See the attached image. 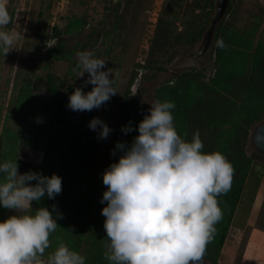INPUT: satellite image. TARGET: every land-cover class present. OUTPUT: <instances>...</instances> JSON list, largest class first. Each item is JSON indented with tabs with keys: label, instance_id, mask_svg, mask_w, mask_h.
<instances>
[{
	"label": "trees",
	"instance_id": "obj_1",
	"mask_svg": "<svg viewBox=\"0 0 264 264\" xmlns=\"http://www.w3.org/2000/svg\"><path fill=\"white\" fill-rule=\"evenodd\" d=\"M217 1L192 0L190 6H186V0H167L157 21L148 58L143 64H137L132 74L102 173L96 174L95 169L103 139L99 138L98 131L89 128V122L93 117H99L108 124L111 108L84 111V115L74 121L77 112L67 107L69 101L61 94L67 87L66 80L48 72L46 83L50 97H42L35 94L37 84L31 73L22 75V84L12 101L14 111L8 112L1 134L0 164L17 160L19 171L21 140H25L27 148L38 149L32 142L31 130L25 138L21 134L26 117L31 116V122L46 131L48 138L39 148L44 152L41 166L25 171L39 172L45 176L56 174L62 178L60 194L54 199L45 195L41 201H33L32 209L28 210L30 215H34L40 207L53 211L52 206L55 204L56 211L62 214L63 218H57L55 232L49 236L50 247L44 253L47 258L63 242L70 250L84 256L85 264H110L103 255L107 240L104 229L106 217L101 214L107 206V202L101 203L107 190L103 184V173L123 155L119 150H116V155H112L116 143L125 142L130 146L133 138L139 135L140 121L145 114H149L132 94V87L139 77V71H152L153 78H157L167 71L160 60L161 56L172 52L168 59L170 64L177 55L175 50L194 46L203 38ZM237 1L231 0L226 17L236 14L234 4ZM122 2L120 0L114 10L117 26L124 19L120 13ZM184 9L187 10V18L183 22L185 29L178 33L175 21ZM87 25L88 18L84 15L74 16L64 28H54L52 36L59 40L44 56L46 67L54 62L72 59L73 54L66 50L67 39L63 36L81 33ZM258 31V26L249 25L238 29L234 21L223 20L214 36L212 75H208L206 70H184L156 90V99L174 102L172 114L178 134L191 141L193 135L199 132L204 144L202 151L222 153L234 168L230 191L217 197L222 219L215 224L216 231L203 256L210 264H235L232 262L234 254L228 250L235 232L234 216L253 166L259 163L264 167L263 155L257 154L254 158L247 152L253 131L264 122V40L255 42ZM86 46L83 45L79 52L85 51ZM76 51L77 47L74 48ZM94 56L99 58L100 53L94 52ZM66 91L71 94L74 92L71 88ZM83 91L87 93L91 90L87 91L83 87ZM9 120L17 122L16 129L9 125ZM129 123L135 130L125 134L121 128ZM0 209L4 213L7 211L3 206ZM53 214L55 216V212ZM7 218L0 217V222Z\"/></svg>",
	"mask_w": 264,
	"mask_h": 264
},
{
	"label": "clouds",
	"instance_id": "obj_2",
	"mask_svg": "<svg viewBox=\"0 0 264 264\" xmlns=\"http://www.w3.org/2000/svg\"><path fill=\"white\" fill-rule=\"evenodd\" d=\"M10 22L6 2L0 0V27ZM16 41L13 32L0 31V54L20 49ZM77 57L80 77L89 74L83 87H94L87 93L77 87L67 107L91 112L119 93L116 76L92 52H78ZM174 108L171 101L152 102L150 114L138 125L139 135L130 146L116 143L112 155L116 150L123 155L103 173V255L110 264H200L222 219L217 197L230 191L233 165L220 152L204 153L199 132L191 141L182 138L174 125ZM89 128L101 139L113 131L99 117L92 118ZM134 130L131 123L121 128L125 134ZM18 168L17 160L0 164V205L18 213L0 222V264H41L57 218L63 217L55 204L53 211L40 207L34 215L27 212L33 201L60 194L62 178L35 171L20 174ZM47 264H85V257L61 242Z\"/></svg>",
	"mask_w": 264,
	"mask_h": 264
},
{
	"label": "rangeland",
	"instance_id": "obj_3",
	"mask_svg": "<svg viewBox=\"0 0 264 264\" xmlns=\"http://www.w3.org/2000/svg\"><path fill=\"white\" fill-rule=\"evenodd\" d=\"M5 2L11 22L6 27H0V31L13 32L17 36L16 46L20 47V49L12 50L6 56L0 54V139L6 116L8 112L14 111L12 101L18 94V88L22 84V75L26 72L31 73L30 76L35 79L37 84L35 94L42 97H50L46 76L48 72L56 74L59 79L66 80L67 87L61 91V94L65 95L69 101L71 93L66 90L71 88L72 91H75L77 87H83L84 81L89 76L88 73H84L80 77L82 70L76 67L78 62L77 53L86 44L85 51L93 54L94 52H99V59L106 61L105 70L112 69L116 76V88L119 91L101 107L102 110L111 108L107 125L113 130L107 139H103L97 155L95 173H102L110 150L112 134L117 127L122 103L132 74L137 64L146 62L150 52V44L154 38L157 22H155L156 16L150 14L149 11L158 9L160 10V16L167 0H123L120 13L123 14L124 19L119 26L115 22L114 10L120 0H5ZM191 2L192 0H186V6H190ZM185 9L181 10V13L178 14L179 19L175 21L178 33H182L185 29L183 24L187 18V10ZM234 10L236 11L235 15L232 17H226V15L223 20L234 21L238 29H244L249 25L258 26L259 31L255 42L260 39L264 40V0H238L234 4ZM215 14L216 8L213 11L209 27ZM84 15L88 18V25L83 31L74 36L66 34L63 36V38L67 39L66 50L73 54L72 59L54 62L50 67H46L44 56L56 46L59 40L52 36L54 28L56 26L64 28L74 16L82 17ZM204 36L194 46H184L175 50L177 55L170 64L168 59L172 52L161 56L160 60L165 64L167 71L159 74L157 78H153L152 74L154 72L152 71L149 72L144 69L139 71V77L135 81L131 92L148 113L151 103L157 100V88L162 83L173 79L179 72L197 69L199 71L206 70L208 75H212L214 71V38L208 51L204 55L197 57L203 44ZM76 47L77 51L74 52ZM93 87V85L89 84L85 88L89 91ZM82 115H84V112H77L73 120H79ZM30 117L29 115L26 117L25 123L22 125L21 134L25 138L27 132L31 130L32 142L38 149L27 148L24 143L25 140H21L20 174H24L26 169L30 170L34 166H41L44 152L39 148L43 146L48 138V133L35 127ZM9 125L12 128H17L15 120H9ZM247 152L249 156L254 158L255 155L261 154L251 139L247 145ZM262 197L264 198V196ZM259 204H257L258 207L256 209L258 214L262 210L260 209L262 206ZM17 214L15 210L7 209L6 213H4L0 209L1 219L3 216L10 217ZM248 232L242 236V241L237 250H234L233 242L230 244L228 250L233 254L235 252L234 260L232 259L235 264H240L241 257L247 250L249 244V241H247L249 239ZM39 259L41 264H47L48 258L45 255ZM205 261L206 264H210L206 259Z\"/></svg>",
	"mask_w": 264,
	"mask_h": 264
},
{
	"label": "crops",
	"instance_id": "obj_4",
	"mask_svg": "<svg viewBox=\"0 0 264 264\" xmlns=\"http://www.w3.org/2000/svg\"><path fill=\"white\" fill-rule=\"evenodd\" d=\"M263 189L264 167L256 163L249 174L233 220L235 232L230 244L232 242L235 244H233L234 250L239 248L242 236L249 231V239L247 240L249 244L241 257L240 264H264V198H261L264 196ZM258 203L262 206L259 214L256 210Z\"/></svg>",
	"mask_w": 264,
	"mask_h": 264
},
{
	"label": "water",
	"instance_id": "obj_5",
	"mask_svg": "<svg viewBox=\"0 0 264 264\" xmlns=\"http://www.w3.org/2000/svg\"><path fill=\"white\" fill-rule=\"evenodd\" d=\"M117 1V0H116ZM231 0H218L216 3V14L211 22L209 30L204 36V41L197 57L204 55L212 44L213 38L215 36L216 29L218 25L223 21L227 12L229 10ZM252 143L257 148V150L264 155V122L259 124L252 133L251 137ZM200 264H206L203 258Z\"/></svg>",
	"mask_w": 264,
	"mask_h": 264
},
{
	"label": "built area",
	"instance_id": "obj_6",
	"mask_svg": "<svg viewBox=\"0 0 264 264\" xmlns=\"http://www.w3.org/2000/svg\"><path fill=\"white\" fill-rule=\"evenodd\" d=\"M159 11L160 10H158V9H155V10H153V11H149L150 12V14H152V15H155L156 16V18H155V22H157L158 21V16H159Z\"/></svg>",
	"mask_w": 264,
	"mask_h": 264
}]
</instances>
